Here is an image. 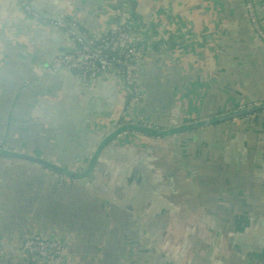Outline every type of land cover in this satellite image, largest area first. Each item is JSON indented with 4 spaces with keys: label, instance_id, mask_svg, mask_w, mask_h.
<instances>
[{
    "label": "crops",
    "instance_id": "crops-1",
    "mask_svg": "<svg viewBox=\"0 0 264 264\" xmlns=\"http://www.w3.org/2000/svg\"><path fill=\"white\" fill-rule=\"evenodd\" d=\"M250 2L264 33V0ZM57 18L93 39L127 24L138 105L115 75L48 71L74 49ZM252 107L167 140L120 136L87 174L115 127ZM1 145L84 176L0 159V264H42L21 251L26 237L61 244L60 264H264V44L242 0H0Z\"/></svg>",
    "mask_w": 264,
    "mask_h": 264
},
{
    "label": "built area",
    "instance_id": "built-area-1",
    "mask_svg": "<svg viewBox=\"0 0 264 264\" xmlns=\"http://www.w3.org/2000/svg\"><path fill=\"white\" fill-rule=\"evenodd\" d=\"M242 1L249 24L264 44V33L257 26L250 0ZM33 18L38 21L40 16L34 15ZM48 24L52 28L65 30L74 45L72 52L61 53L52 59L48 67L50 73L64 68L80 71L83 76L89 75L91 78L108 79L115 75L129 95V101L135 105L141 102L143 97L138 84L140 56L134 46L131 30L124 21L118 22L99 39L91 38L84 31L80 33L75 25L70 24L72 29L67 28L61 19L51 20ZM75 31L80 37L75 35ZM21 248L27 256L37 257L47 264H60L66 256V250L61 244L37 237L24 238Z\"/></svg>",
    "mask_w": 264,
    "mask_h": 264
},
{
    "label": "water",
    "instance_id": "water-1",
    "mask_svg": "<svg viewBox=\"0 0 264 264\" xmlns=\"http://www.w3.org/2000/svg\"><path fill=\"white\" fill-rule=\"evenodd\" d=\"M43 17V16H42ZM57 19H62V18H57ZM52 19L48 20L51 21ZM56 20V19H53ZM67 28L72 29L70 24L66 25ZM75 35L77 37H80L79 34L75 31ZM71 73L73 75H78L81 76L82 72L80 71H74L71 70ZM263 110V107H252L249 110H244V111H238L234 113H229L226 115H221L217 116L214 118H209L207 120H200L193 122L189 125L186 126H181L179 128H173L169 130H158L154 129L152 127L146 126V125H139V124H125L121 125L119 127H115L110 134L107 135V137L101 142L99 145V149L96 152L95 156L92 158V162L90 166L87 169V174L90 173L95 165V160L98 158L100 153L102 152V149L108 146L111 142H113L115 139H118L120 136H125L127 134H132V135H137V136H144L146 138H153V139H163L167 140L170 138H176L179 134H182L183 132H192L194 130H199L203 128H210L219 124H223L225 122H230L235 119L242 118L244 116H249L252 114H255L259 111ZM0 159L7 160V161H17V162H24V163H29L33 164L36 166H40L44 168L45 170H48L53 173H59L60 175L64 177H71V178H80L83 177L84 175H76V174H71L68 172H62L60 169L54 167L53 165L45 162L38 160L36 158L13 152L10 150H6L2 145L0 146ZM43 239V238H42ZM45 240V239H43ZM22 249V248H21ZM22 251V250H21ZM23 252V251H22ZM25 256H27L25 253H23ZM67 255V253H66ZM28 258L30 256H27ZM33 260H36L38 263H45L43 260L37 258V257H30ZM36 262V263H37ZM47 264V263H46Z\"/></svg>",
    "mask_w": 264,
    "mask_h": 264
},
{
    "label": "trees",
    "instance_id": "trees-1",
    "mask_svg": "<svg viewBox=\"0 0 264 264\" xmlns=\"http://www.w3.org/2000/svg\"><path fill=\"white\" fill-rule=\"evenodd\" d=\"M36 14V13H35ZM39 20H41L42 21V16H40V19ZM53 20V19H52ZM50 21H48V23H49ZM61 22H63L64 23V25H68V24H72L73 25V23H71L70 21H66V20H64L63 18L61 19ZM77 28V27H76ZM78 29V31L80 32V33H82L83 32V29H81V28H77ZM106 52H108V51H106ZM82 77V79H84V81L86 82V83H89L91 80H95V79H97L98 77H95V78H91V76H89V75H85V76H81Z\"/></svg>",
    "mask_w": 264,
    "mask_h": 264
}]
</instances>
